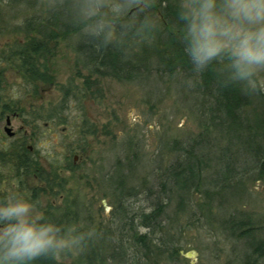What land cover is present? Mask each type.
Returning a JSON list of instances; mask_svg holds the SVG:
<instances>
[{
	"label": "rangeland",
	"instance_id": "1",
	"mask_svg": "<svg viewBox=\"0 0 264 264\" xmlns=\"http://www.w3.org/2000/svg\"><path fill=\"white\" fill-rule=\"evenodd\" d=\"M7 1L0 4V13L6 11ZM22 1V11L3 10L0 14V50L24 42L26 34L17 28L37 15L48 18L63 0ZM129 3L126 17L140 0ZM83 36L80 31L52 43L53 54L47 62L51 80L47 83H29L6 63L0 68V97L20 112L19 118H11L13 131L17 136L28 131L35 139L29 143L34 149L33 158L58 175L57 191L42 198V207L52 204L59 208L67 202L76 222L93 229L91 237L104 245L117 201L125 202L130 217L136 218L135 228L144 234L147 230L139 225L142 214L151 212L158 198L165 197L166 233L161 236L178 248L180 258L170 261L151 257L147 264H244L248 256L256 258L255 247L258 245V253L264 250V179L252 175L244 179L241 191L218 193L212 184L219 155L230 146L214 127L203 136V143L209 144L203 153L210 156V166L203 174L204 189L192 191L190 201L179 204L177 198L166 200L160 187L183 149L208 128L209 99L200 95L195 82L185 74L165 72L156 56L149 54L153 51L150 39L141 35L131 36L125 43L116 42L126 55L149 61V71L141 72L140 79L126 82L109 74L91 73L77 51ZM144 49L148 50L145 56ZM67 88H72L70 94H76L66 101ZM64 100L69 102L61 115L65 123L47 122L48 112L61 107ZM249 100L251 105L246 110L251 117L255 108H263V102L255 94ZM5 126L6 117L0 118V159H4L0 174L5 182L0 192L6 196L16 192L17 181L8 178L9 166L4 167L3 154L17 138H9ZM237 148L229 150L230 157L237 160L230 164L238 171L253 166L249 156ZM225 180L224 174L218 177V182ZM29 184L40 185L35 180ZM205 190L212 193L210 208H206ZM232 218L247 223L235 234L230 230ZM246 231L247 235L238 237ZM76 258L77 251H67L58 262L71 264ZM258 259L264 264V256ZM104 264L114 263L107 260Z\"/></svg>",
	"mask_w": 264,
	"mask_h": 264
},
{
	"label": "trees",
	"instance_id": "2",
	"mask_svg": "<svg viewBox=\"0 0 264 264\" xmlns=\"http://www.w3.org/2000/svg\"><path fill=\"white\" fill-rule=\"evenodd\" d=\"M2 1L0 0V4L3 3ZM22 2V0H8L5 6L6 11L19 12L23 8L21 6ZM140 3L145 5L143 6ZM140 3L135 6V8L138 6L140 8L133 13L130 11L125 19L135 17L137 20H142L144 17H149L157 22L156 29L150 35L144 36L151 41L153 51L149 54L152 53L154 57L156 56L165 72L185 74L188 79L195 82L200 95L209 99L208 128L199 139L193 140L188 148L183 149V153L180 155L181 158H178L174 166L166 172L164 180L160 183L166 200L177 198L179 204H181L190 201L192 191L201 192L204 189L203 186L206 180L203 174L210 166V156L203 153L204 148H209V144L203 143V136L210 133L209 128L211 126L221 136L223 135V139L229 140L228 146H230L222 149V154L219 155L220 163L217 164L218 171L212 184L214 188L218 189V193L222 195L225 192L241 191L244 189V179L252 175L256 179H264V94L246 92L235 84L222 86L216 67L213 66H210L202 74L193 73L191 63L184 52L185 41L182 35L181 23L178 21L176 14L177 1L140 0ZM72 6L73 0H63L58 8L51 11L48 18L44 19L37 15L24 21L17 29L26 34V40L0 50V68L5 63L9 67L13 66L29 83H47L50 81L51 76L47 62L53 54L52 43L64 40L67 35L81 31L80 26L73 20ZM145 7L146 10H144ZM3 10L6 12L5 9ZM3 10H1V13ZM157 15H159V18ZM131 36L140 35L129 32L120 41L122 40L125 43L131 40ZM77 51L84 68L91 73L101 72L122 81L132 82L142 77L141 72L149 71L150 63L147 58L136 56L134 58L132 55H126L116 42L106 47H97L92 37L83 36ZM143 51L145 56V52L148 50L144 49ZM150 56L152 58V55ZM71 89L67 88L65 90L64 98H66V101L76 94H70ZM254 94L260 98L259 101L263 102V108L259 110L255 106L250 117L247 115L246 107L251 105L249 98H252ZM69 95L71 96L69 97ZM65 100L61 107L57 106L48 112L47 122L57 120L59 123H65L61 116L62 110H65L66 104L69 103ZM1 104H3L2 101H0ZM0 109L12 113L17 111V108L13 109L7 106L0 107ZM221 125L224 127L223 129H221ZM230 125L232 130H230ZM224 131L231 132L225 133ZM233 146L238 147L237 150L247 154L253 166H244L239 171L236 170L234 164L237 160L234 159V156L230 157L229 152V150H233ZM5 154L3 155L8 158V162H4V167L9 166L10 176L8 178L15 179L17 184H23L20 193L35 203L47 219L58 224H78L75 219L76 215L71 211L72 206L67 202L59 208H55L52 204L42 207V198L48 193L53 194L57 191L58 175L55 170H45L40 162L33 158L31 152L26 149L14 148L13 152H8V154L5 152ZM230 161H233L234 164H230ZM221 174L226 176V180L218 182V177ZM32 180L43 182L45 188L41 185L28 187L27 183ZM204 194L206 208H210L212 193L210 190H205ZM164 201L165 197H159L154 209L148 214H142L139 225L147 230L144 234H140L135 228L136 218L130 217L125 202L117 201L114 217L104 236L106 243L104 245L99 244L98 238L90 237L82 248L77 251V258L71 264H104L107 260L114 264H147L151 257H166L170 261L179 259L178 248L175 245H170L161 236L166 233L163 217L168 205ZM80 220L78 219V222H81ZM229 223L233 225L232 228L230 227L233 234L241 226L247 224L244 220L239 223L234 218ZM87 229V227L81 228V230ZM248 231L241 232L238 237L247 235ZM258 251L259 247L257 245L253 251L257 254V257L248 256L244 264H261L258 257L264 256V250H260L259 253ZM34 264L64 263H60L50 256H42Z\"/></svg>",
	"mask_w": 264,
	"mask_h": 264
},
{
	"label": "clouds",
	"instance_id": "3",
	"mask_svg": "<svg viewBox=\"0 0 264 264\" xmlns=\"http://www.w3.org/2000/svg\"><path fill=\"white\" fill-rule=\"evenodd\" d=\"M129 8V0H73V20L97 47L129 32L150 35L157 22L125 19ZM176 14L193 73L213 66L222 86L264 92V0H179ZM82 227L47 219L22 193H9L0 201V264H34L42 256L59 260L93 235Z\"/></svg>",
	"mask_w": 264,
	"mask_h": 264
},
{
	"label": "flooded vegetation",
	"instance_id": "4",
	"mask_svg": "<svg viewBox=\"0 0 264 264\" xmlns=\"http://www.w3.org/2000/svg\"><path fill=\"white\" fill-rule=\"evenodd\" d=\"M0 101H2L3 102V104H1L0 105V107L2 108V107H5V106H7V107H12L13 109H14V106H13V104H11V102H5V100L4 99H2V97H0ZM19 116H20V112H18V111H16V112H4L3 110H1L0 109V118L1 119H3V117H6V126H7V124H8V120L10 119V127L12 128V120H11V118L13 117V118H19ZM5 126V127H6ZM45 126H46V123H45ZM5 127H4V131H5ZM13 129V128H12ZM23 129L21 128V130L20 131H22ZM6 133V132H5ZM8 136V135H7ZM9 137V136H8ZM17 138V139H15V140H17V142H16V144H12V145H10V147L8 148V150L6 151V153L8 154V152L9 153H11V152H13V150H14V148H18V149H26V150H28L29 152H31V154L33 153V147L31 146V145H29V143L31 142H33V140L35 141V139L31 136V134L28 132V131H24L23 132V135L22 136H17V134L15 133V135L13 136V137H9V138ZM16 146V147H15ZM1 154V153H0ZM6 155V154H5ZM33 155V154H32ZM7 156V155H6ZM1 161H4V159H0V164H1ZM5 161L6 162H8V158H6L5 159ZM3 163V162H2ZM44 168V167H43ZM45 170H47L46 168H44ZM0 179H2L1 181H0V186H2V185H4V177L1 175L0 176ZM39 183H40V185L41 186H44V188H45V185H44V183L43 182H41V181H38ZM27 186L28 187H30V184H29V182L27 183ZM23 187V184H17V185H15V189L17 190V192H19L20 193V190H21V188ZM4 197H5V195L4 194H2L1 192H0V201H3V199H4Z\"/></svg>",
	"mask_w": 264,
	"mask_h": 264
},
{
	"label": "water",
	"instance_id": "5",
	"mask_svg": "<svg viewBox=\"0 0 264 264\" xmlns=\"http://www.w3.org/2000/svg\"><path fill=\"white\" fill-rule=\"evenodd\" d=\"M140 7L138 6V7H136V8H134L132 11H134V10H137V9H139ZM131 11V12H132ZM5 132H6V134L9 136V137H13L14 135H15V132L13 131V129L10 127V119L8 120V124H7V126L5 127Z\"/></svg>",
	"mask_w": 264,
	"mask_h": 264
}]
</instances>
